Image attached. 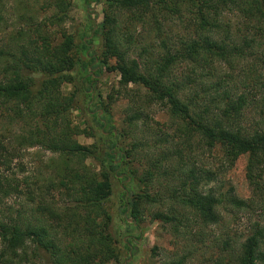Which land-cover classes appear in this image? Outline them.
Segmentation results:
<instances>
[{
	"label": "trees",
	"instance_id": "trees-1",
	"mask_svg": "<svg viewBox=\"0 0 264 264\" xmlns=\"http://www.w3.org/2000/svg\"><path fill=\"white\" fill-rule=\"evenodd\" d=\"M36 3H46L40 10L53 6L54 15L38 21L25 17L26 26L17 32V39L0 48V123L3 127L8 121L25 123L29 129L19 144L32 140L58 156L61 168L58 180L50 179L48 185L29 177L18 180L6 172L21 149L0 142V202L15 194L31 206L14 221L0 222L5 253L20 257L33 247L36 256L52 264L119 262L106 208L113 176H123V212L134 221L141 219L143 206L157 203L152 187L162 178L169 181L172 215L156 217L172 224L177 234L180 226L189 228L184 218L193 217L197 225L208 228L220 223L223 212L254 206V199L244 201L211 187L242 155H248L249 183L259 192L258 201L264 202V0L104 1L103 20L93 30L103 39L99 61L89 53L90 41L82 39L81 47L90 65L98 61V74L104 68L119 74V89L109 98L125 93L134 104L120 133L130 140L120 160L118 144H80L76 136L84 133L71 125L75 96L62 93V87L75 79V38L64 27L71 3ZM182 6H188L189 18L182 19L186 25L181 40L173 44L170 40V45L163 41L161 52L145 50L149 56L144 62L133 58L132 31L150 27L148 21L158 25L160 16L179 14ZM181 66L188 73L179 77L176 70ZM256 105L261 111L251 117L248 111ZM153 107L163 110L169 121L160 126L154 120L151 126L147 110ZM101 127L99 135L105 138L104 124ZM107 132L113 135L114 129ZM199 158L212 163L200 166ZM90 159L99 170L87 164ZM129 180L139 188L132 195L127 190ZM57 193L67 199L62 208L47 197ZM263 247L264 221L240 246L235 264L264 261Z\"/></svg>",
	"mask_w": 264,
	"mask_h": 264
},
{
	"label": "rangeland",
	"instance_id": "rangeland-1",
	"mask_svg": "<svg viewBox=\"0 0 264 264\" xmlns=\"http://www.w3.org/2000/svg\"><path fill=\"white\" fill-rule=\"evenodd\" d=\"M68 1L72 8L64 27L75 38L76 48L73 53L76 66L72 72L75 78L74 82L64 85L62 93L65 96H75L74 109L71 110L69 116L71 125L84 133L76 136V140L80 144L92 145L95 143L105 147L110 146V142L118 144L115 150L118 152V159L120 160L119 154L124 153L123 149L130 145V140L121 137L120 133L126 128L124 121L129 114V107L134 106V104L125 93H120L115 98L110 99L109 97L115 93L114 91L119 89V74L109 72L105 68L101 74H98V70L95 68L99 61L103 39L100 33L94 34L93 30L98 29V25L103 20L105 0L102 2L96 0ZM42 4H35V0H0V48L10 47L17 39V32L26 26L25 17L34 16L38 21L54 15L53 6L40 10L46 3ZM230 17L233 21H237L236 17ZM188 18V6H182L179 14L160 16L158 25L150 24L148 21L150 27L137 26L136 30L132 31L135 38V42L132 44V57L144 62L149 56L145 50L149 49V53H154L153 49L161 52L163 41H166V43L164 42L166 45H170V40L172 44L180 41L185 31L186 24L184 21L187 22ZM233 24L235 25L234 22ZM237 24L241 25L239 19ZM54 31H58V27H55ZM82 39L90 41L87 42L91 47L89 53L98 56L95 65H90V59L81 47ZM254 52L258 54L257 59L261 57L256 49ZM258 61L261 62L259 59ZM111 64H114V61ZM83 65H85L84 68ZM226 68L220 69L219 72L222 73ZM237 70L238 68L235 71ZM186 73L188 70L185 69V66L176 70L179 77ZM99 109L102 110L100 117L97 115ZM260 111V106L256 105V108H251L248 114H251V117H258L257 114ZM147 113L148 120H151V126H153L154 120L159 122L160 126L169 121L168 115L158 107L147 110ZM8 124L7 128L0 123V142L12 148H20L21 151L12 161L11 170L6 174L18 180L29 177L41 185H48L50 179L58 180L61 168L58 156L34 145L32 140L24 145L19 144V142L22 143V138L29 127L22 122L10 124L8 121ZM101 124H104L105 138L99 135L102 131ZM111 129H114L115 135H108L107 131ZM88 133L92 137L87 135ZM3 136L5 140L2 139ZM197 162L200 166H207V164L212 163V160L199 158ZM247 162L248 155L239 157L232 167L218 176V181L211 187L244 201L254 199L256 201L254 206L239 211L223 212L220 223L208 228L197 225L193 217H190L189 220L183 217L184 222L185 220L188 222L189 228L180 226L178 231L181 234L174 231L172 224L165 223L156 217L157 213L172 215L173 203L168 200L172 191L167 185L169 181L167 182L162 178L152 187L151 193L158 198L157 203L143 206L141 219L134 221L129 212H123L125 207L123 203L125 187L123 176H113V193L106 204V208L112 218L109 230L118 242L116 247L120 259L119 262L112 264H174L183 257H186L183 264H235L234 259L240 251V246L252 234L256 225H262L264 221V202L258 201L259 192L255 191V186L249 183ZM87 164L93 169L99 170L96 161L90 159ZM33 187L35 188V186ZM138 189L134 183L127 186L129 195ZM47 197L49 200L54 199L55 202L52 204L58 208L67 204V199L58 193L54 194V198L52 196ZM1 200L0 222L2 223L14 221L23 211V208L26 210L31 207L30 204L28 205L25 200L15 194L2 197ZM32 221H36V219ZM225 243H228L229 246H225ZM4 249L5 246L0 240V264H52L48 260L36 256L33 247L28 249L26 255L21 252L20 257L9 255L4 252ZM262 252L264 254V247ZM259 264H264V261Z\"/></svg>",
	"mask_w": 264,
	"mask_h": 264
}]
</instances>
